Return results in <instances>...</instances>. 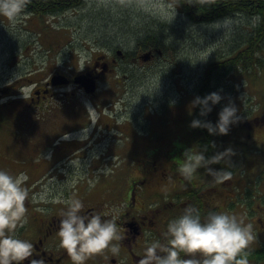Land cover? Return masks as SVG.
<instances>
[{"label": "rangeland", "instance_id": "rangeland-1", "mask_svg": "<svg viewBox=\"0 0 264 264\" xmlns=\"http://www.w3.org/2000/svg\"><path fill=\"white\" fill-rule=\"evenodd\" d=\"M159 2L84 0V5L71 10L66 17L47 20L45 25L41 24L40 19L25 12L15 20L0 18L2 83L10 82L11 76H17L20 70L30 68L28 66L46 75L54 69L67 72L74 68L82 71L92 64L98 52L106 53L112 47L123 50L136 48L137 39L142 38L154 22L166 24L168 30L174 29L169 42L173 48L167 50L164 58L152 63L141 60L135 63L130 71V79L123 78V71L115 72L107 78L111 80L113 95L119 100L117 112L122 114L123 104H130L127 107L128 113L141 121L143 128L138 126L137 121H133L134 127L130 128L136 130L129 136L116 132L113 138L106 134L87 138L88 145L78 155L86 158H66V167L58 168L53 173L56 177L68 178L64 182L65 192H73L75 187L80 186L84 189L92 188L97 186L100 177L117 175L125 160L136 161L140 157L143 142L153 143L160 133H167L168 137L164 139L168 141L174 138L175 132L171 126H174L172 124H175L176 118L182 119L184 123L180 133L183 144L177 155L184 161L186 150L199 152L190 136L193 128L191 121L196 109L191 102L198 94L202 75L212 60L233 56L232 48L236 43L244 49L245 40L257 20L240 15L232 21L199 25L192 23L183 14L176 0H164L169 5V13L176 11L174 19L162 18L153 8ZM258 56L263 60V66L257 65L251 71L235 69L222 78L218 86L224 99L213 107V122L219 119V112L224 105L231 102L236 104L242 117L231 126L229 133H217L215 136L225 142L226 149H231L223 154L224 166L233 167V170H229V180L224 182L227 187L225 191L234 193L230 200L231 207L226 211L238 213V218L252 226V203L257 201L264 207V121H257L264 116V43ZM5 76L8 78L5 79ZM106 87V83L102 84L100 90H107ZM125 122L129 123L121 119L120 125H125ZM164 124L168 126L166 132ZM111 140L121 146L117 157H111L113 161L108 158L107 151V144ZM122 144L135 145L131 152L128 151L130 157L127 150L122 149ZM72 159L77 162L76 166L71 162ZM133 172L136 175L138 173L135 166ZM198 176L200 179H210L201 173ZM47 186L50 195L52 185ZM245 194L249 198L247 202ZM254 236L248 246L250 249H257L264 244V237Z\"/></svg>", "mask_w": 264, "mask_h": 264}, {"label": "flooded vegetation", "instance_id": "flooded-vegetation-1", "mask_svg": "<svg viewBox=\"0 0 264 264\" xmlns=\"http://www.w3.org/2000/svg\"><path fill=\"white\" fill-rule=\"evenodd\" d=\"M82 5L84 0L80 7ZM27 8H36L41 12L40 15H28L51 20L66 17L71 12V0H28L23 12L27 13ZM54 9H58L57 13H52ZM168 49L160 53L157 48L145 50L138 44L131 50L112 47L108 52L102 50L106 53H96L92 64L82 71L74 68L67 72L54 69L46 75L28 66L30 68L20 70L17 76H11L10 82H0V167L13 174L26 172L29 177L26 184L30 194L25 201L28 207L27 222L17 228V233L33 241L36 246L34 255L43 256L47 264H74L66 249L59 244L61 209L67 205L55 202L57 195L81 198L85 203L83 211L106 213L105 218L117 216L121 239L115 243L120 245L119 252L105 249L89 257L85 264H138L147 242L152 239L164 241L167 223L180 215L186 206H195L202 215L212 210L226 211L231 207L230 200L234 193H227L224 183L229 178L219 182L215 177L204 180L181 174L179 165L183 159L177 154L183 144L180 133L184 123L177 118L172 124L174 126H171L175 132L174 138L168 141L164 139L168 137L167 133H160L153 143L143 142L137 162L125 160L117 175L100 177L95 187L84 189L80 186L75 187L73 192H65L64 182L68 178L53 174L56 169L66 167V158H86L78 155L88 145L87 138L96 134L113 138L116 132L129 136L136 130L130 128L134 127L133 121L143 128L141 121L128 113L130 104H123L122 114L117 112L119 100L113 95L111 80L107 78L123 71V78L130 79L131 68L144 53H154L152 63L164 58ZM79 77L95 80V93H88L83 84L77 81ZM61 81L66 83L61 84ZM105 83L107 90H100ZM89 107L95 109L89 112ZM121 119L129 123L120 125ZM259 119L264 121V116ZM165 125L166 132L168 126ZM84 128H88L86 134ZM65 133L70 134L69 138H65ZM122 145L127 153L135 146ZM120 148L115 141H109L108 158H116ZM134 166L137 175L133 172ZM47 184L52 185L49 201L33 200L32 193H40ZM245 195L247 202L249 198ZM250 213L254 235L264 237V207L255 201ZM234 214L239 216L238 213ZM263 246L252 250L257 251ZM249 260L250 264H264V259L259 255Z\"/></svg>", "mask_w": 264, "mask_h": 264}, {"label": "clouds", "instance_id": "clouds-1", "mask_svg": "<svg viewBox=\"0 0 264 264\" xmlns=\"http://www.w3.org/2000/svg\"><path fill=\"white\" fill-rule=\"evenodd\" d=\"M25 8V0H0V16L11 20L17 19ZM153 8L162 18L173 20L176 16V11L168 12L169 5L164 0L153 5ZM223 99L221 91H212L204 96L197 95L191 104L200 106L201 115L207 116L213 106ZM94 109L89 107V112ZM241 119L238 107L231 102L224 105L216 122L195 118L191 125L206 127L213 134H227L231 126ZM84 132L86 134L88 128H84ZM69 136V133H65V138ZM228 151L231 149L224 152ZM184 157L179 170L187 178H191L202 166L217 181L231 176L229 171L219 174L222 170L209 166L217 161V155L206 158L203 152L186 150ZM71 162L76 166V161L72 159ZM28 179L26 172L13 174L0 167V264H47L43 256L34 255L36 246L33 241L17 233V228L27 222L28 207L25 201L30 194L26 184ZM32 199L47 203L48 186L45 185L40 193H32ZM54 200L67 205L61 209L58 236L60 246L66 249L74 264H85L89 257L105 249L119 252L120 245L115 241L121 239V233L116 215L105 218L106 213L83 211L85 203L77 196L64 198L61 194ZM163 236L164 241L152 239L147 242L138 264H250L248 246L255 238L252 224L244 223L235 214L212 210L202 215L193 205L186 206L180 215L167 223Z\"/></svg>", "mask_w": 264, "mask_h": 264}, {"label": "trees", "instance_id": "trees-1", "mask_svg": "<svg viewBox=\"0 0 264 264\" xmlns=\"http://www.w3.org/2000/svg\"><path fill=\"white\" fill-rule=\"evenodd\" d=\"M176 1L183 14L194 24L204 25L224 20L232 21L240 15H247L257 20L256 26L252 28L245 40L244 49L243 46L241 47V45L236 43L232 48V52L235 55L233 54V56L227 59L216 58L208 64L202 75L197 95L204 96L212 91H219L218 83L222 78L233 73L235 69L243 68L244 70L251 71L257 65L263 66V60L258 54L262 51L264 43V0ZM82 3L83 0H71L70 10L80 8ZM38 10L36 8H27L25 11L29 14L40 15L41 12ZM57 11L58 9H54L52 13H57ZM40 22L42 25H45L48 21L41 18ZM151 26V29L145 32L142 38L137 39L136 43L138 46H142L145 50L154 48L159 50L172 49L173 44L169 43L171 41L169 39H171L174 29H166L167 25L164 23H154ZM164 33H167L165 34L166 36L163 35ZM214 113L213 109L207 116H202L201 107L196 106L194 119L199 118L202 121L210 120L213 122ZM257 121L261 122L259 118ZM190 136L193 139L195 147L199 149V152H203L206 158H211L214 155L218 156L217 161L209 165L210 167L222 170L219 174H223V171L233 170L232 166H227L228 168L224 166L223 154L227 153L224 152L226 150L224 141L217 138L215 134L210 133L206 127H193ZM198 173H201L202 176L214 177L203 166L199 168V171H196L193 177H199ZM248 251L250 253L249 258L259 255L260 258L264 259V246L257 251L252 249H248Z\"/></svg>", "mask_w": 264, "mask_h": 264}, {"label": "water", "instance_id": "water-1", "mask_svg": "<svg viewBox=\"0 0 264 264\" xmlns=\"http://www.w3.org/2000/svg\"><path fill=\"white\" fill-rule=\"evenodd\" d=\"M157 51L161 53V50H157ZM153 56H154V53L152 51H148L141 56V61L144 63L150 62ZM77 81L83 84V86L86 88L88 93H91V94L95 93L96 88H97L95 80L89 77H79L77 78ZM60 83L61 84L66 83V81H61Z\"/></svg>", "mask_w": 264, "mask_h": 264}, {"label": "bare ground", "instance_id": "bare-ground-1", "mask_svg": "<svg viewBox=\"0 0 264 264\" xmlns=\"http://www.w3.org/2000/svg\"><path fill=\"white\" fill-rule=\"evenodd\" d=\"M64 17V16H63ZM250 19V18H249ZM155 23V22H154ZM169 40H171V39H169ZM128 53V52H127ZM90 59V58H89Z\"/></svg>", "mask_w": 264, "mask_h": 264}]
</instances>
